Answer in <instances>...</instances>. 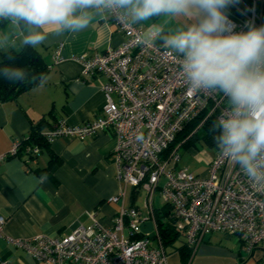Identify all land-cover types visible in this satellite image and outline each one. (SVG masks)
<instances>
[{
	"label": "built area",
	"instance_id": "obj_1",
	"mask_svg": "<svg viewBox=\"0 0 264 264\" xmlns=\"http://www.w3.org/2000/svg\"><path fill=\"white\" fill-rule=\"evenodd\" d=\"M234 31H246L251 22L264 25V0H239L227 10ZM108 21L123 35L120 45L91 56H77L82 64L81 77L105 78L100 86L104 104L93 120L75 126L58 122L41 136L46 143L57 137L83 139L98 130L110 131L116 139L112 154L115 178L124 186L145 190V213L130 206L121 208L109 227L98 223L79 225L65 236L35 234L29 238L9 239L45 264H168L158 233L153 197L158 191L168 207L166 218L183 234L194 252L204 236L224 232L238 238L250 255L264 244V193L255 191L238 165L230 163L219 150L207 161L205 174L187 166H178L180 147L176 135L189 122L201 116L191 134L199 130L209 116L215 121L227 112V97L209 90L190 89L181 73V58L155 40L141 44L137 37L152 31L138 24L125 25L115 15ZM61 44L53 52V63L61 59ZM143 134L144 140L137 136ZM15 140L0 161L20 152ZM24 154L35 156L37 145H25ZM124 189L119 193L124 197ZM117 197L109 200L115 201ZM152 223L153 237L140 225ZM5 218L0 216V237ZM3 264H8L3 262Z\"/></svg>",
	"mask_w": 264,
	"mask_h": 264
},
{
	"label": "crops",
	"instance_id": "obj_2",
	"mask_svg": "<svg viewBox=\"0 0 264 264\" xmlns=\"http://www.w3.org/2000/svg\"><path fill=\"white\" fill-rule=\"evenodd\" d=\"M165 17L159 25L151 20L138 25L145 30L154 26L164 29L174 20L175 25L164 29L170 33L191 23L184 17ZM43 31L46 40L34 48L46 65L45 82L12 99L0 100V155L10 150L13 141L29 138L33 123L41 117L45 119L42 133L60 121L75 126L93 120L104 104L100 86L105 78L96 75L84 80L82 64L76 57L121 44L123 35L110 24L108 16H94L77 32L58 33L55 25H47ZM21 39L20 27L0 21V52L19 51ZM59 44L61 59L54 64L52 55ZM45 144L35 156L24 154L21 147L17 155L0 161V216L5 218L0 264H45L13 246L9 239L35 234L62 237L79 225H89L91 214L100 225L109 227L121 208H139L138 189L115 178L112 154L116 139L110 131L98 130L83 139L57 137ZM122 189L124 197L119 196ZM112 197L117 199L110 201ZM164 248L168 264H264V244L247 255L238 238L224 232L206 234L194 252L180 232Z\"/></svg>",
	"mask_w": 264,
	"mask_h": 264
},
{
	"label": "clouds",
	"instance_id": "obj_3",
	"mask_svg": "<svg viewBox=\"0 0 264 264\" xmlns=\"http://www.w3.org/2000/svg\"><path fill=\"white\" fill-rule=\"evenodd\" d=\"M239 0H0V21L22 29L21 46L36 47L55 25L58 33L85 29L94 16L117 18L136 25L152 18L184 17L191 21L174 32L154 26L138 35L141 44L160 40L181 58L180 69L192 90L227 97V112L213 122L220 154L238 165L250 186L264 193V25L246 24L234 31L227 10ZM0 76L23 82L29 73L5 66ZM35 79V78H33ZM41 85L45 77H40ZM143 141L144 136H137Z\"/></svg>",
	"mask_w": 264,
	"mask_h": 264
},
{
	"label": "trees",
	"instance_id": "obj_4",
	"mask_svg": "<svg viewBox=\"0 0 264 264\" xmlns=\"http://www.w3.org/2000/svg\"><path fill=\"white\" fill-rule=\"evenodd\" d=\"M5 66L22 67L29 73V78L23 82L11 83L0 76V100H8L14 98L19 93L40 84V77H45L46 65L39 54L33 47H22L19 51L6 49L0 52V69ZM35 78V79H33ZM201 116L186 124L183 129L176 135L174 143L170 145L171 148L175 143L185 140L182 146H186L194 140L204 139L209 146L216 145L213 139L215 133L212 131V125L215 121L213 116H209L202 124L201 128L192 133V130L197 126ZM45 119L41 117L38 121L33 123V131L29 138L21 141V146L36 143L38 146H45L46 142L41 136L40 130L43 127ZM168 212V207L164 204L155 209V217L158 223V233L162 245L165 247L171 244L179 232L171 225L170 221L165 217Z\"/></svg>",
	"mask_w": 264,
	"mask_h": 264
},
{
	"label": "rangeland",
	"instance_id": "obj_5",
	"mask_svg": "<svg viewBox=\"0 0 264 264\" xmlns=\"http://www.w3.org/2000/svg\"><path fill=\"white\" fill-rule=\"evenodd\" d=\"M165 16H160L157 18H152V23L162 24L165 20ZM159 19V20H158ZM174 24V20H171L168 24H166V28H169ZM175 25V24H174ZM216 145L209 146L204 139L200 138L194 140V142L180 147V159L178 162V166H187L189 169L195 173L205 174L207 172V161L211 160L215 154L217 153ZM137 203L139 206V211L144 214L145 213V190L143 188H139L137 191ZM153 204L156 207H160L163 204V199L159 196L158 191L155 193L153 197Z\"/></svg>",
	"mask_w": 264,
	"mask_h": 264
},
{
	"label": "water",
	"instance_id": "obj_6",
	"mask_svg": "<svg viewBox=\"0 0 264 264\" xmlns=\"http://www.w3.org/2000/svg\"><path fill=\"white\" fill-rule=\"evenodd\" d=\"M140 228H141V231L143 233H149V236L150 237H153V232L151 231L152 230V223L151 222H144L140 225Z\"/></svg>",
	"mask_w": 264,
	"mask_h": 264
}]
</instances>
